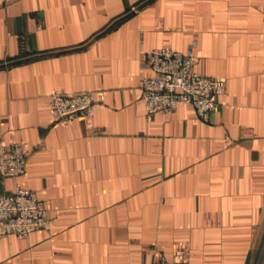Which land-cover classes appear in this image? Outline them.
I'll use <instances>...</instances> for the list:
<instances>
[{"label":"crops","instance_id":"0c3cea01","mask_svg":"<svg viewBox=\"0 0 264 264\" xmlns=\"http://www.w3.org/2000/svg\"><path fill=\"white\" fill-rule=\"evenodd\" d=\"M193 41L217 110L147 120L148 53ZM54 90L105 101L57 124ZM0 141L27 156L0 194L36 191L51 221L0 237V264H264V0H0Z\"/></svg>","mask_w":264,"mask_h":264},{"label":"built area","instance_id":"2783aa9c","mask_svg":"<svg viewBox=\"0 0 264 264\" xmlns=\"http://www.w3.org/2000/svg\"><path fill=\"white\" fill-rule=\"evenodd\" d=\"M197 47L198 42L193 41L186 53L169 48L148 53L145 65L153 74L140 81L147 120L157 113L170 116L179 106L190 105L199 119L210 122L227 87L223 80L194 71ZM104 101V91L66 93L54 90L48 96L53 121L57 124H70L82 117H93L97 104ZM26 170L27 156L22 145L14 143L7 146L0 141V179L22 177ZM50 229L48 210L36 191L19 186L13 193L0 194V237L14 235L18 239H27L35 232ZM177 256L175 262L162 260L156 264H189L187 251H179Z\"/></svg>","mask_w":264,"mask_h":264}]
</instances>
